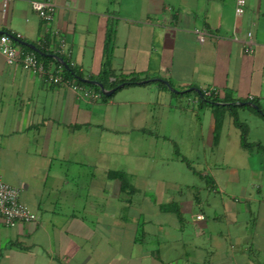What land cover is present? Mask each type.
<instances>
[{
	"label": "crops",
	"instance_id": "0c3cea01",
	"mask_svg": "<svg viewBox=\"0 0 264 264\" xmlns=\"http://www.w3.org/2000/svg\"><path fill=\"white\" fill-rule=\"evenodd\" d=\"M33 1L55 5L47 35ZM235 4L236 0H227V5L226 0H9L5 10L0 2V30L22 36L14 43L21 53H47L59 62L53 56L58 38L64 37L71 50L68 61L85 79L99 76L111 55L116 74H138L139 82L149 81L121 87L104 101L89 87L83 88L97 97L8 65L0 53V176L20 190V201L38 216L9 227L0 214V264H246L250 252L264 249V200L258 201L253 230L247 225L240 235L222 224L230 215L236 222L242 212L226 198L231 190L221 179L239 167L205 156L199 173L190 158L179 155L192 172L212 177L214 193L221 190L223 215L213 207L212 218L195 186L153 175L137 181L133 169L121 167L130 154V135L151 134L147 130L155 106L161 107L159 123L165 128L169 119L184 112L181 99L186 95L180 92L216 90L220 98H227V105L256 100L264 108V0H247L241 18L235 15ZM202 31L207 34L201 43ZM248 31H253L256 43L252 53L244 50ZM43 36L48 50L39 44ZM41 61L55 71L62 69L54 61ZM157 79L171 88H163ZM192 94L186 96L188 110L198 117L201 129L207 115L213 145L214 108L200 106ZM226 116L234 125L228 111L224 124ZM169 127L171 131L159 138L178 145L172 131L177 122ZM240 149L246 151L239 155L244 162L240 168L261 178L264 158L253 165L259 153ZM112 173H122L124 179ZM180 173L170 172L168 178ZM257 189L264 194L261 186ZM241 194L249 202L245 189ZM248 205L243 212L252 217ZM201 214L204 219H198Z\"/></svg>",
	"mask_w": 264,
	"mask_h": 264
},
{
	"label": "rangeland",
	"instance_id": "374dc122",
	"mask_svg": "<svg viewBox=\"0 0 264 264\" xmlns=\"http://www.w3.org/2000/svg\"><path fill=\"white\" fill-rule=\"evenodd\" d=\"M192 96L195 97L196 95L192 94ZM187 100L186 96L181 99L182 105L185 108L184 112L181 114L178 113L175 118L172 117L169 119V126H171L174 121L177 122V130L172 129V131L176 134L173 133L174 136H176L175 138L177 139L178 145L168 143V141L164 142L163 139L159 138L160 134L164 131L170 132L171 128L169 126L165 128L164 125H160L159 120L161 121L162 119L160 113L161 107L157 105L155 106L156 113H153L155 116L153 118L154 120H151L149 122L151 124L148 125L147 131H150L151 134L145 133V135H143L137 132L130 135V154L125 158V161H122L123 163L121 164V167H125V169L129 170L133 169L135 173H132L137 176L139 175V177L135 179L137 181H141L139 178L142 176L153 175V179H165V177H167V179L170 180H177L195 186L198 191L200 190L198 194L203 201V209L211 218L214 216V208L218 209L219 214L223 215V211L220 209L222 206L220 199L223 194H221V190L219 189H216L215 191L218 193L213 192L211 176L203 177L200 174H195L187 167V161H180V156L184 155L185 157L190 158L194 168L198 172L200 171L199 173H201V170L203 169L199 168V165L203 164L205 156H211V159L217 162L225 160L227 164L230 163L231 165L233 164L239 167L237 170L235 169L237 171H235L236 173L230 172V175H228L227 178L222 177L221 179L226 180L229 190H231V192H227L228 194L231 193V196H227L226 198L231 200V202L239 208V211L242 210V212L238 214V220L236 222L232 221V219L235 220L236 216L230 215L227 217L229 220H225L222 224H224V228L227 227V230H231L232 232L235 231L237 232L236 234L244 235L246 232L245 227H247V225L250 230H253L254 218H257L259 215L260 211L258 210L260 208L258 206V201L264 200V194H261L257 187L261 186L264 190V175L261 178H257L249 171V169L240 168L241 164H244V162L239 160V155L246 151L240 149L239 146L240 130L230 123L231 120L227 119V116L225 124L223 121V129L219 128L216 131L215 144L210 145L209 137H212V132L209 129L208 120L205 119L207 115H203V120H201V122L203 123L204 128L201 129L198 117L193 114L191 110H188ZM238 111L240 120L246 122L249 127L247 141H260L264 144V118L251 113L247 109H239ZM199 114V116L202 117V112H199ZM202 134L204 136L203 138L201 136ZM219 140H221V143ZM255 156L256 159H253L251 162L253 165L261 163L264 158L261 153ZM257 159H260V161ZM178 171L182 172V174ZM170 172L180 174H177L179 175L178 177H174L171 174L168 178V173L170 174ZM243 189H245L247 194L250 195L249 202L244 200V198H241L243 197L241 194ZM233 198H237V200H240L241 198V201L236 202ZM248 203L253 211L252 217L243 212ZM208 204L213 206H208ZM216 228H218V225L215 226V229ZM248 255L250 256V260L247 262L248 264H264V249L250 252ZM232 264H234V262H232Z\"/></svg>",
	"mask_w": 264,
	"mask_h": 264
},
{
	"label": "built area",
	"instance_id": "2783aa9c",
	"mask_svg": "<svg viewBox=\"0 0 264 264\" xmlns=\"http://www.w3.org/2000/svg\"><path fill=\"white\" fill-rule=\"evenodd\" d=\"M3 8L6 10L9 0H0ZM32 9L38 14L43 24V31L45 35L51 32V24L55 17V5L48 1H33L31 2ZM247 0H236L235 15L241 18L246 12ZM206 32L198 33L199 42H203ZM22 36L16 32H3L0 30V53L5 58L8 65H19L24 70L38 75L46 82L54 85L70 86L76 91L82 92L84 96H96L90 90L84 89L74 80H68L63 74V70L55 71L49 66L45 65L37 56L35 52H20L14 45L15 41L21 39ZM39 44L45 49H49V42L46 37H41ZM253 31H248L246 40L244 42V50L247 53H252L254 46ZM264 52V45L262 46ZM56 55L61 59L71 60V50L68 48L67 41L64 37L58 38L57 47L55 49ZM73 66L74 63L70 62ZM62 68V65H60ZM206 97L212 94H217L216 90L205 89L203 91ZM251 99V98H250ZM0 214L2 215L6 226L12 227L19 222H33L38 216L27 205L20 201V190L4 182L0 176ZM198 219H204V215H199Z\"/></svg>",
	"mask_w": 264,
	"mask_h": 264
},
{
	"label": "trees",
	"instance_id": "16d2710c",
	"mask_svg": "<svg viewBox=\"0 0 264 264\" xmlns=\"http://www.w3.org/2000/svg\"><path fill=\"white\" fill-rule=\"evenodd\" d=\"M39 59L46 61H54L58 66L59 62L53 60L52 58L47 57V53L44 57H41L40 55H37ZM111 56V55H110ZM110 56L108 57V60L105 62L104 68L99 76L96 77H90V80L97 81L103 85V87L107 90L109 89H115V91L110 95L106 96L102 94L101 90L96 86L89 83H84L79 80V78H84V75L77 69L76 66H72L70 64V61L64 59L66 61L67 67L62 66L63 74L66 79L68 80H75L80 86L82 87H89L96 92L101 94V97L104 101H108L113 97V95L120 90V86L123 85V87L127 86H134L139 81L142 80V78L138 74H130V75H123V74H116L112 68H111V59ZM113 78L114 80L110 82V79ZM163 88H167L166 85L159 83ZM204 90H201V95L195 94L193 91L190 92H183L179 93V95H190L194 93L198 101L200 103V106H210L214 108V116H215V124L216 129H219L223 125L224 116L227 114V111L229 112L230 116L232 117L234 125L240 130V146L241 148L247 150V151H255L258 153H261L264 156V144H262L260 141H253L248 142L247 137L249 133V127L246 122H242L239 118L238 110L239 109H247L253 114H257L264 118V108L260 106L258 101L252 100L250 101V104H253L257 107L254 108L251 105L247 104V102H244L242 106L237 105H227L226 103L227 98H220V94H212L210 97H206L203 93ZM249 103V102H248ZM110 176L118 177L121 180L124 179L122 173H112ZM124 182V181H123Z\"/></svg>",
	"mask_w": 264,
	"mask_h": 264
},
{
	"label": "water",
	"instance_id": "95a60500",
	"mask_svg": "<svg viewBox=\"0 0 264 264\" xmlns=\"http://www.w3.org/2000/svg\"><path fill=\"white\" fill-rule=\"evenodd\" d=\"M33 49H34V51H36V52H40V51H39L37 48H35V47H33ZM53 57H54L55 59H57L61 65H63L64 67H67L66 62H65L63 59L59 58L58 56H53ZM79 80L82 81V82H84V83H89V84H92V85H96L98 88H100L101 92H102L103 94H105V95H111V94L115 91V89H113V90H111V91H107V90L103 87V85H102L101 83H99V82H97V81H94V80H89V79H85V78H79ZM150 81H151V80H150ZM153 81H155V80H153ZM157 81H159V82H161V83H164L165 85H167V87L171 88L170 84H169L166 80H163V79H157ZM148 82H149V81H143V82H139L138 84L143 85V84H146V83H148ZM121 87H123V85H121L120 88H121ZM173 91H174L175 93H179L177 90H173ZM190 91H195V92H197L199 95H201V90H200V89H197V88H191V89L187 90L186 92H190ZM180 93H183V92H180ZM249 105H251L252 107H254V108L257 109V107H256L255 105L250 104V103H249Z\"/></svg>",
	"mask_w": 264,
	"mask_h": 264
}]
</instances>
